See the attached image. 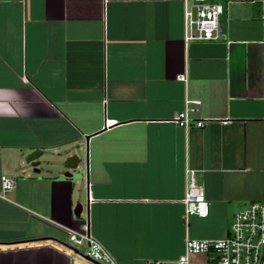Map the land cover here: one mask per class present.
I'll return each instance as SVG.
<instances>
[{
  "label": "crops",
  "instance_id": "1",
  "mask_svg": "<svg viewBox=\"0 0 264 264\" xmlns=\"http://www.w3.org/2000/svg\"><path fill=\"white\" fill-rule=\"evenodd\" d=\"M216 2L220 39L187 44L185 0H0V264H97L67 244L86 220L118 264H175L264 203L263 4ZM187 101L203 127L173 123Z\"/></svg>",
  "mask_w": 264,
  "mask_h": 264
},
{
  "label": "built area",
  "instance_id": "2",
  "mask_svg": "<svg viewBox=\"0 0 264 264\" xmlns=\"http://www.w3.org/2000/svg\"><path fill=\"white\" fill-rule=\"evenodd\" d=\"M229 2H244L247 0H228ZM193 3V4H192ZM263 21H264V0ZM221 2L209 0H185V41H217L221 36L220 17L224 13ZM180 81L187 82V75H181ZM187 101L183 111L177 113L173 123L189 130L192 125L203 127L204 120L193 121L191 113L195 108ZM193 104H200L194 102ZM229 121H223L227 124ZM109 125V123H108ZM2 196L16 187L14 178L2 176ZM186 195L184 199L185 220L197 216L207 218L210 214V203L206 199L205 189L196 180V172L188 169L186 172ZM67 244L98 264H118L110 253L90 235V224L86 220L78 231L69 230ZM207 254L205 263H191L190 256ZM147 264H166L163 261L151 260ZM175 264H264V203H252L243 211L237 213L230 225L228 235L222 239L196 240L187 238L185 253Z\"/></svg>",
  "mask_w": 264,
  "mask_h": 264
},
{
  "label": "water",
  "instance_id": "3",
  "mask_svg": "<svg viewBox=\"0 0 264 264\" xmlns=\"http://www.w3.org/2000/svg\"><path fill=\"white\" fill-rule=\"evenodd\" d=\"M41 155V151H35L34 153H32L30 155V157L28 158L27 162L28 164H31V166L35 169L39 166V162L37 161L38 158L40 157ZM80 164V159L77 157V156H74V157H71L68 162H67V171L66 173L64 174V177L65 178H70V179H74L75 181H78L79 179L82 178V174L81 173H72V170L76 169ZM84 212V205L82 203H78L74 209V215L77 217V218H81L82 214ZM43 240H54V238H51V237H45V238H39V239H36V241H43ZM78 254H80L78 251H77ZM82 255V254H80ZM83 256V255H82ZM86 260L88 261H91V262H94V263H97L95 261H93L92 259L86 257V256H83ZM98 264V263H97Z\"/></svg>",
  "mask_w": 264,
  "mask_h": 264
},
{
  "label": "rangeland",
  "instance_id": "4",
  "mask_svg": "<svg viewBox=\"0 0 264 264\" xmlns=\"http://www.w3.org/2000/svg\"><path fill=\"white\" fill-rule=\"evenodd\" d=\"M208 256L207 254H197L190 256L191 263H205L207 262Z\"/></svg>",
  "mask_w": 264,
  "mask_h": 264
},
{
  "label": "trees",
  "instance_id": "5",
  "mask_svg": "<svg viewBox=\"0 0 264 264\" xmlns=\"http://www.w3.org/2000/svg\"><path fill=\"white\" fill-rule=\"evenodd\" d=\"M217 0L211 1V2H216Z\"/></svg>",
  "mask_w": 264,
  "mask_h": 264
}]
</instances>
